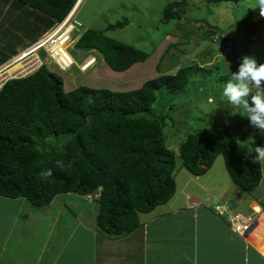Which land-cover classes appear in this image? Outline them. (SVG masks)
<instances>
[{
	"label": "trees",
	"instance_id": "16d2710c",
	"mask_svg": "<svg viewBox=\"0 0 264 264\" xmlns=\"http://www.w3.org/2000/svg\"><path fill=\"white\" fill-rule=\"evenodd\" d=\"M203 1L236 5L244 0ZM11 2L34 22L25 27V18L7 16L12 22L8 26L19 24L23 32L12 36L6 29L0 37L4 40L0 48L9 55L24 43L26 35L32 33L36 38L62 23L78 0ZM186 7V0L166 5L165 22L180 20L174 10ZM243 24L247 34L258 39L257 30L264 26L258 7L248 10ZM127 25L122 20L101 30L87 29L74 47L96 52L111 71L124 73L150 57L106 35ZM209 33L217 35L211 28ZM0 58L2 64L8 56L0 52ZM187 84L188 74L180 69L129 91L88 85L67 91L61 76L46 65L27 77L7 80L0 88V197L45 208L59 195L87 196L99 190L95 217L99 233L108 238L132 234L139 227V214L152 212L175 194L176 155L167 147L164 123L152 113V107L159 90L174 94ZM256 146L262 143L253 142L250 153L238 154L232 132L210 127L187 135L178 156L181 168L195 177L203 176L221 156L233 185L252 192L262 179ZM261 206L264 210V199Z\"/></svg>",
	"mask_w": 264,
	"mask_h": 264
},
{
	"label": "rangeland",
	"instance_id": "374dc122",
	"mask_svg": "<svg viewBox=\"0 0 264 264\" xmlns=\"http://www.w3.org/2000/svg\"><path fill=\"white\" fill-rule=\"evenodd\" d=\"M186 1V8L174 10L180 15V20L175 18L165 22L163 17L165 6L174 2H181V0H81L77 11L70 20L71 22L76 21L80 25L79 28L76 26L73 28L72 40L79 39L78 36L87 29L101 30L108 24L127 20L128 25L125 28L108 32L106 35L113 40L148 53L150 57L147 61L134 65L124 73H115L101 62L102 58L96 52L92 53L94 51H91L89 54L90 51L77 50L74 47L75 42L70 43L65 40L64 29L59 31L66 24L65 22L60 28L54 25L42 36L40 35L41 37L35 38L32 33L26 35L27 39L22 45L14 49V54L10 53L9 55V52H5V55L8 56L5 59L9 65L7 67L17 63L18 60L21 68L13 75L7 74V71L3 72L4 67L0 68L2 73L0 74V84L8 77H27L40 65H46L52 72L61 76L64 89L67 91L81 85L109 88L114 91H129L138 88L144 81L153 79L160 74L174 75L178 70L184 69L188 74L186 87L174 94L168 93L165 89L159 90L156 92V102L152 107V113L164 123L165 142L167 147L176 155V165L179 164L181 168V160L178 156L179 147L187 135L210 127L232 132L237 140L238 154L250 153L251 144L256 141L261 142L262 147H264V130L256 129L250 125L243 107L234 108L222 98L224 85L230 80L232 73L237 71L243 57L254 58L258 65L264 64V26L257 30L258 39L254 40L256 37L249 36L243 24L247 19L248 10L256 7L254 0H244L236 5L232 3L208 4L203 0ZM15 15L22 19L25 18L22 21L25 23V27L30 26L34 20L20 12L16 7L13 8L12 5H9L8 13L2 17L0 27L5 26V30L13 33L12 36H19L23 33L19 30V24L13 25V27L8 26L12 23L10 18ZM210 28L221 35L223 43L218 42L217 36L212 37L213 35H210ZM56 30L57 32H55ZM54 36H57L55 38L57 45H51L54 46L52 48L43 45ZM38 38L44 41L43 46H40L42 49L38 48L28 54V47L36 43ZM215 40L217 41L214 42ZM41 50H44V53L40 52ZM40 53L43 55V59L39 56ZM85 53L89 55L87 58H95V62L98 64L90 67V70L84 67L85 62H82L85 55L80 54ZM46 59L50 61H46ZM66 63L70 66L74 65L71 67L70 75L75 74V77L62 72V70L65 71L64 64ZM90 63L92 62L90 61ZM86 70L88 71L86 72ZM81 71L86 73L83 75ZM250 87L253 88V93L257 91L254 86L250 85ZM209 98H211V102ZM259 162L262 179L258 188L252 192H244L233 185L221 156L214 160L212 167L203 177H192L181 171L177 175L176 183L181 186L187 181L188 190L191 188V192H196L200 187L202 194L207 193L203 186L213 188L215 191H220L223 188L225 190L223 193L227 195L224 199L229 197L237 202L235 211L247 212L248 199L253 197L264 199V158L259 157ZM221 195L219 193V196ZM57 201L58 197L47 209V211L52 210V213L46 211L43 216L46 217L54 213L53 210H56ZM71 202L73 203L64 201L67 210L63 212L71 213L72 218L67 214L65 215L66 218L62 216V220L59 219V215L56 218L57 242L65 237V235L59 236L62 222L65 224L63 228L66 230V227H69V222L72 219L76 220L73 218L72 207L79 211L80 205H84L79 199ZM221 203H226L224 204L226 206L228 202ZM218 204L217 200L210 202L212 208ZM86 206V209L82 208V212L85 214L89 213L91 207L95 209L97 203ZM255 208L259 209L254 206L256 214L262 213L261 210L259 213ZM39 209L41 208L32 207V210L36 212H39ZM85 210L87 211L85 212ZM24 211L19 210L20 215ZM16 218L17 215L15 218L0 217V227L4 222L5 226H8V223L13 224ZM82 218L88 219L84 215ZM82 218L80 221L77 220L80 225L85 223ZM37 221L38 218L31 223L21 219L17 227L28 228L35 225ZM257 226L259 225L257 224ZM80 256L85 258L83 253Z\"/></svg>",
	"mask_w": 264,
	"mask_h": 264
},
{
	"label": "crops",
	"instance_id": "0c3cea01",
	"mask_svg": "<svg viewBox=\"0 0 264 264\" xmlns=\"http://www.w3.org/2000/svg\"><path fill=\"white\" fill-rule=\"evenodd\" d=\"M9 5L15 7L10 0H0V21L4 14L7 15ZM70 22H66L63 27L58 25L61 27L59 31L64 29L65 40L76 43V39L75 41L71 39L74 26ZM5 33V26L0 27V37H3ZM55 38L57 36L45 42L46 44L43 41L41 45L44 43V46L52 48L54 46L51 45H57ZM3 41L1 40L0 43ZM0 50V52L8 53L2 51V48ZM88 53L91 54V51ZM80 55L89 57L86 53ZM6 62L0 64V68L9 66ZM101 62L103 63L102 59ZM96 65L98 64L94 59L85 62L88 70ZM64 66L65 71L62 70V72L70 75L71 67L74 65L70 66L66 63ZM86 72L81 71V74L84 75ZM70 76L75 77V74ZM182 169L179 164L176 165L174 173L176 191L173 197L152 212L139 214L138 229L122 238H108L99 233L96 225L93 224L98 207L96 206L95 209L91 207L89 213H83L82 208L86 209V205H91L83 196L75 194L57 196L56 210H53L55 214L46 217L43 214L57 197L47 207L39 209V212L32 210V206L23 199L10 200L0 197L2 200L0 217L15 218L17 215L13 224L8 223V226H5L4 222L0 227V264H264V210L260 206L263 199L250 198L247 212L235 211L237 202L229 197L224 199L227 195L223 193L225 192L223 188L215 191L213 188L203 186L207 193L202 194L200 187L196 192H191V188L188 190L187 181L178 186L177 175L181 171L191 175ZM212 181L214 182L213 179ZM234 191L237 192V190ZM219 193L222 195L219 196ZM76 199L82 201L84 205H80L79 211L72 207L73 218L76 220L72 219L66 230L62 222L59 236L65 235V237L57 242L56 218L59 215V219L62 220V216L66 218V214L72 218L71 213L63 212L67 210L64 201L73 203L71 201ZM212 200H217L218 205L226 204L221 202H233L234 210H230L229 217L234 215L252 217L250 233L257 238L253 245L248 243L243 235L238 236L231 231L229 220L215 215L213 212L215 206L213 208L210 206ZM254 206L262 213L256 214ZM19 210L26 212L20 215ZM47 212L52 213V210ZM83 215L87 216L89 221L82 218ZM37 218L38 221L31 227H17L21 219L31 223ZM81 218L85 223L80 225L78 221ZM82 253L85 254V258L80 256Z\"/></svg>",
	"mask_w": 264,
	"mask_h": 264
},
{
	"label": "clouds",
	"instance_id": "9594fccd",
	"mask_svg": "<svg viewBox=\"0 0 264 264\" xmlns=\"http://www.w3.org/2000/svg\"><path fill=\"white\" fill-rule=\"evenodd\" d=\"M80 1L81 0H78V3L76 4L75 8L72 10L70 15L62 23H60V26L64 25L65 22H70L72 16L74 15L73 14L74 10L77 8ZM254 3H255V6L259 8V14L261 16H264V0H254ZM70 24H73V22H70ZM58 25L59 24H57V26ZM73 26L75 27L74 24H73ZM216 36H217V38L221 37V35L219 36V34H217ZM212 37H214V35ZM38 39L39 40L36 43H33L32 45H30L28 47L29 50H27V51H29V54H31L36 49H38V48H36L37 46H39V49H42V47H40V46H43V45H41V43L43 41L40 38H38ZM34 44H36L37 46L33 47V46H35ZM31 48H35V50H32ZM40 52L44 53V50H41ZM45 57H46V55H45ZM91 59L95 60V58H91ZM88 60H90V59L86 57V58H84V60L82 62H86ZM13 79H15V78H13ZM7 80H9V79L8 78L5 79L0 84V88L2 87V85ZM250 85L254 86L255 89H257V91H255V93H253V88L250 87ZM222 98L227 103L231 104L234 108L243 107V109L245 110V113H246L245 116L248 118L250 125L256 129L264 130V64L258 65L254 58H250L247 56L243 57L239 66H238L237 71L232 73L230 80L224 85V87L222 89ZM209 99L211 102V98H209ZM255 151H256V154L260 158H264V147L256 146ZM96 193H99V190L93 194H90V195H94ZM87 196H89V195H87ZM83 197L86 199V196H83ZM96 201L91 202V204L96 203ZM220 206H222V205H220ZM230 210H232V209H230Z\"/></svg>",
	"mask_w": 264,
	"mask_h": 264
},
{
	"label": "built area",
	"instance_id": "2783aa9c",
	"mask_svg": "<svg viewBox=\"0 0 264 264\" xmlns=\"http://www.w3.org/2000/svg\"><path fill=\"white\" fill-rule=\"evenodd\" d=\"M36 48H39L37 46ZM85 67V66H84ZM99 198V193H96L94 195L86 196V200L91 203L93 200H97ZM230 209L227 206H215L213 209V212L215 215L219 218H226L229 220V227L233 233H235L238 236H242L245 233H247L252 225L253 219L252 217H244L241 215H234L233 217H229V211Z\"/></svg>",
	"mask_w": 264,
	"mask_h": 264
},
{
	"label": "bare ground",
	"instance_id": "6f19581e",
	"mask_svg": "<svg viewBox=\"0 0 264 264\" xmlns=\"http://www.w3.org/2000/svg\"><path fill=\"white\" fill-rule=\"evenodd\" d=\"M37 45H35V46H33V47H36ZM32 50H35V48H33ZM29 54V53H28ZM35 58V57H34ZM23 59V58H22ZM46 61H50V60H46ZM14 62V61H13ZM13 62H12V64H13ZM18 60H17V63H15V64H13V65H11L10 67H4L3 69V72L4 71H7L6 73L7 74H9V75H13L14 73H16V72H18V70L21 68V64H18ZM42 63V62H41ZM26 65V64H25ZM41 66V65H40ZM35 67V66H34ZM33 68V67H32ZM2 70V69H1ZM29 71V70H28ZM0 74H2L1 72H0ZM21 74V73H20ZM1 77V76H0ZM8 77V76H7ZM13 78H15V76L14 77H8V79H13ZM20 78H22V77H20ZM7 79V78H6ZM15 79H18L17 77L15 78ZM3 81V80H2ZM256 209V208H255ZM257 210V209H256ZM258 212H259V210H257ZM250 231H251V227H250V229H249V231L247 232V233H245L244 235H243V238L244 239H246V241L248 242V243H250L251 245H253V242L257 239V238H254L253 237V235H252V233H250Z\"/></svg>",
	"mask_w": 264,
	"mask_h": 264
},
{
	"label": "water",
	"instance_id": "95a60500",
	"mask_svg": "<svg viewBox=\"0 0 264 264\" xmlns=\"http://www.w3.org/2000/svg\"><path fill=\"white\" fill-rule=\"evenodd\" d=\"M39 56L43 59V55L40 53ZM227 207L229 209H233L234 208V203L233 202H228L227 203Z\"/></svg>",
	"mask_w": 264,
	"mask_h": 264
}]
</instances>
